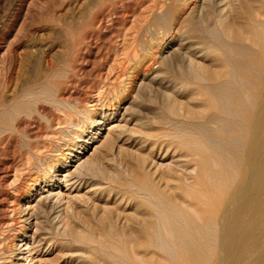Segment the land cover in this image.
<instances>
[{"label":"rangeland","instance_id":"374dc122","mask_svg":"<svg viewBox=\"0 0 264 264\" xmlns=\"http://www.w3.org/2000/svg\"><path fill=\"white\" fill-rule=\"evenodd\" d=\"M202 1L0 0V111L31 93L5 115L10 130L0 134V264H15L4 252L33 231L19 221L28 203L20 200L32 187L28 204L45 237L34 264L172 261L145 243L165 232L159 212L193 202L187 175L196 174V162L187 137L216 112L209 86L230 69L231 54H218L210 38L218 0ZM222 3L230 6V30L218 25L224 45L264 55L251 41L264 24V0ZM205 47L212 52L196 51ZM194 59L200 63L188 70ZM197 64L220 78H185ZM68 117L77 120L74 128ZM65 128L79 137L57 134ZM32 155L48 171L70 165L74 184H61L70 197H39L47 175L36 171Z\"/></svg>","mask_w":264,"mask_h":264},{"label":"bare ground","instance_id":"6f19581e","mask_svg":"<svg viewBox=\"0 0 264 264\" xmlns=\"http://www.w3.org/2000/svg\"><path fill=\"white\" fill-rule=\"evenodd\" d=\"M222 2L218 0L220 14L217 23L213 25L214 30L212 28L210 31V38L215 42L218 54H231L226 60L230 69L225 72L224 79L209 86L207 95L216 100L209 108L216 112L197 126L196 137H187L190 156L196 162V174L187 175L192 184L188 189L193 202L186 209L179 208L172 213L159 212V223L164 225L165 232L155 233L157 239L145 243V247L152 246L170 256L172 261L166 264H211L215 257L212 264H264V93L261 95V91L264 92V55L259 56L258 51L249 45H224L220 33L222 29L226 31L230 28V23L227 24L230 6ZM234 32L242 34L243 28H235ZM251 41L256 46L260 44L264 51V24L259 25ZM196 51L207 54L211 50L205 47ZM132 57L137 59L136 52H133ZM194 60H190L188 70L200 63ZM200 65L197 64L196 70L192 69L184 77L204 78L208 73V78H220L219 73H210L209 68ZM256 66L263 67V70H256ZM27 96L30 97L31 93L16 99L19 101L15 100L17 104L11 105L14 110L11 107L2 108L0 134L10 130L5 126L9 122L5 120V115L8 113L11 117L13 111L25 104L24 98ZM68 120L69 126L74 128L77 120L70 117ZM94 120L99 127L104 123L101 118L96 117ZM211 122L217 127L209 128ZM69 128L60 129L57 134L65 133ZM74 134L79 137L77 133ZM56 145L61 146L59 143ZM76 158L79 159L78 156ZM33 159V163L38 166L36 171L47 175L44 180L41 178L47 189L43 188L39 197H57L60 201L65 196L70 197L71 192L65 194L61 190L62 183L66 188L74 184L71 183L73 171L65 170L70 165L58 162L48 171L43 166L45 161L42 158L33 156ZM76 169L78 171L79 168L76 166L74 172ZM33 193L32 187L20 203L24 200L30 203ZM28 203L22 209L24 213L20 215L19 221L27 224L28 228L34 226L33 231L19 235L15 242L16 249L4 252L7 257L14 258L15 264H25L24 261L34 264L39 261L37 254L45 239L40 221L33 219V207Z\"/></svg>","mask_w":264,"mask_h":264}]
</instances>
